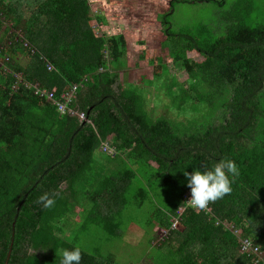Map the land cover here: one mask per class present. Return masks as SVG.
<instances>
[{
	"label": "trees",
	"instance_id": "trees-1",
	"mask_svg": "<svg viewBox=\"0 0 264 264\" xmlns=\"http://www.w3.org/2000/svg\"><path fill=\"white\" fill-rule=\"evenodd\" d=\"M186 1L171 0L158 22L166 33L164 55L188 74L189 88L172 77L164 59L158 58L152 75L168 84V98L179 107L172 109L200 126L192 133L149 117L137 86H126L119 72L128 56L127 39L96 34L95 21L105 20L93 15L89 0H0V30L4 20L10 22L37 50L32 54L7 28L0 64L9 58L14 72L57 98L78 85L74 107L93 123L62 116L25 85L16 90V77L0 66V264H61L63 250L80 247L78 240L67 243L60 235L66 230L57 227L71 211L68 203L92 200L87 220L122 237L117 218L131 203L141 208L159 191L165 206L152 213L148 229L159 227L168 236L156 246V264H257L242 252L241 239L218 223L242 230L264 252V21L254 15L253 0H226L227 6L209 0L224 11L221 19L176 27L171 17ZM218 22L228 24L225 34L212 26ZM138 56L142 66L147 56ZM225 104L223 122L206 125ZM108 140L116 156L101 151ZM224 158L239 167L232 192L211 202V213L186 209L183 230L173 229L191 191L184 173ZM44 193L55 199L50 208L39 202ZM80 248L81 264H116Z\"/></svg>",
	"mask_w": 264,
	"mask_h": 264
},
{
	"label": "rangeland",
	"instance_id": "rangeland-1",
	"mask_svg": "<svg viewBox=\"0 0 264 264\" xmlns=\"http://www.w3.org/2000/svg\"><path fill=\"white\" fill-rule=\"evenodd\" d=\"M89 1L92 5L93 15H102L105 20L103 23L95 21L94 30L96 34L108 38L124 35L127 39L128 56L124 59L125 66L119 72L126 86L129 84L137 86L135 88L147 102L146 110L149 117L154 121L167 119L175 128L185 130L188 133H192L196 128L200 127L197 124H189L186 118L178 115V112L173 110H178L179 107H177L178 104L174 100L171 101L168 98V84L163 78H154L152 75V67L154 66L155 69H158L160 66L158 58L164 59L165 63L168 64L172 77L177 78L179 83L185 88L188 87V74L181 68L175 67L172 61L164 55L166 33L158 22V16L168 9L171 0ZM218 1L224 2L227 6L226 0H215V2ZM228 4H232V2ZM252 4L254 15L256 16L257 13L261 20L264 21V0H253ZM219 7L217 3H212L209 0H187L185 4L176 7V12L171 17V22L174 26L180 28L190 23L192 25L196 24L204 19H208V23L212 24L215 19L222 18L224 11H221ZM0 20L2 21L1 18ZM4 22L5 24L3 23L0 30V39L4 36L7 28L11 29L13 33H20L12 29L10 22L5 20ZM227 25L218 22L212 26L217 33L225 34ZM20 35L22 34L20 33ZM5 42H7V39ZM139 53H145L147 56L142 66L139 65ZM189 56L194 60L198 58L194 53ZM19 61L23 66L27 64V58L23 55L19 58ZM152 61L155 63H152ZM144 70L148 72L147 78H143L146 75ZM169 81L171 82V78ZM176 90L174 91L177 92ZM229 90L230 96H226L228 100L231 98V88ZM226 114H228V109L225 104L212 114L210 121L206 125H220ZM201 121L205 122L206 120ZM251 144L250 141L244 143L247 148ZM100 158L101 156L97 154V160ZM66 188L67 185L64 184L63 189ZM155 195L152 194V198L148 199L141 208H138V203H131L130 208L124 210L118 218L115 216L117 221L122 224L120 228L124 235L122 237H115L107 233V229L95 222L94 219L87 220L90 211L95 206L92 200L89 202L80 200V202L77 201L70 205L68 203L69 206L67 205V207L71 211H68L60 222L57 221V227L60 230H66V233L60 232V235L67 240V243L73 244L78 240L80 247L86 248L90 254L101 259L112 258L116 264H156V261L160 260L156 246L164 238H167L168 234L160 228L154 229L153 232L148 229L150 228L152 213L155 212L157 207L165 206L163 191H159ZM158 197L162 199V203L158 201ZM85 198L89 199L88 196ZM96 216L95 218L99 219L100 215ZM115 223L113 221V224ZM182 230L183 227L180 226L177 231L181 232ZM152 238H154L153 245L151 242Z\"/></svg>",
	"mask_w": 264,
	"mask_h": 264
},
{
	"label": "built area",
	"instance_id": "built-area-1",
	"mask_svg": "<svg viewBox=\"0 0 264 264\" xmlns=\"http://www.w3.org/2000/svg\"><path fill=\"white\" fill-rule=\"evenodd\" d=\"M16 34V40L20 41L25 48L30 49L32 54L37 53V50L30 45V43L25 39V37L22 35H20V33H15ZM44 61L47 63L48 65V69L51 71L53 70L52 65L47 62V60L44 59ZM10 63V59L6 58V62L5 64L2 63L0 64L1 67L5 68V72L8 74H14V76L17 79V85L15 86V89L18 90L19 87L21 85H25L26 88H28L29 91H32L36 96H40L41 98H46L47 101L53 105L56 106L58 112L62 115V116H70V117H76L78 118L81 122L91 125L93 126V123L88 119L86 113L76 109L74 107V103L77 100V93L79 90V86L75 85L72 87L71 91L69 92H65L63 94H61L60 98H57L55 92L52 91H48L46 89H43L40 87L39 84H31L29 82H27L24 77L22 75L17 74V72H14L9 66L8 64ZM101 151L104 152L105 154H110L112 156H116L118 154V150L116 149V147L114 146L112 140H108L106 142L102 143V147H101ZM191 198V191L188 192L185 196V203H186V207L180 209V211L178 212V217H174L173 218V229H179L180 225H181V216L182 213L184 211H186V209H194V210H199V211H206L208 213L212 212L211 209V202L209 203V205L207 206V208L201 210L198 208H193L189 202ZM218 224H223L226 229L230 230L233 234L237 235L241 241H242V252L243 253H248L249 256H253L255 258V261L257 264L259 263H264V252L261 250V248L259 246L254 245L251 240L245 238L243 236V232L242 230L230 225L227 222H219Z\"/></svg>",
	"mask_w": 264,
	"mask_h": 264
},
{
	"label": "clouds",
	"instance_id": "clouds-1",
	"mask_svg": "<svg viewBox=\"0 0 264 264\" xmlns=\"http://www.w3.org/2000/svg\"><path fill=\"white\" fill-rule=\"evenodd\" d=\"M239 174L236 162L227 158L216 161L211 167H205L204 170L196 169L191 173L185 172L187 186L191 190L189 200L191 206L203 210L210 202H215L230 194L232 184ZM39 202L45 208H50L55 204V199L48 193H44L39 197ZM81 260L82 250L80 247H74L72 250L65 249L62 252L61 264H81Z\"/></svg>",
	"mask_w": 264,
	"mask_h": 264
},
{
	"label": "crops",
	"instance_id": "crops-1",
	"mask_svg": "<svg viewBox=\"0 0 264 264\" xmlns=\"http://www.w3.org/2000/svg\"><path fill=\"white\" fill-rule=\"evenodd\" d=\"M159 228V227H158ZM161 229V228H160ZM154 236V235H153ZM152 242V245H153V240L151 241Z\"/></svg>",
	"mask_w": 264,
	"mask_h": 264
}]
</instances>
